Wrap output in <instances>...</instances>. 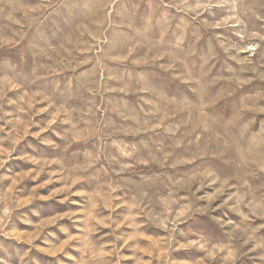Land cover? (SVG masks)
<instances>
[{"label":"rangeland","instance_id":"obj_1","mask_svg":"<svg viewBox=\"0 0 264 264\" xmlns=\"http://www.w3.org/2000/svg\"><path fill=\"white\" fill-rule=\"evenodd\" d=\"M0 264H264V0H0Z\"/></svg>","mask_w":264,"mask_h":264}]
</instances>
